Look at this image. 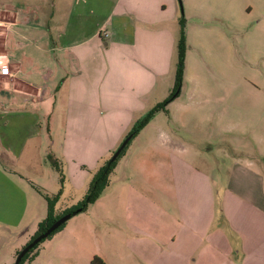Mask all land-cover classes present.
Returning a JSON list of instances; mask_svg holds the SVG:
<instances>
[{
	"label": "crops",
	"instance_id": "crops-1",
	"mask_svg": "<svg viewBox=\"0 0 264 264\" xmlns=\"http://www.w3.org/2000/svg\"><path fill=\"white\" fill-rule=\"evenodd\" d=\"M186 2L257 12L255 24H264V0ZM175 10V0H0V54L9 68L0 72V217L13 215L17 202L27 208L2 167L49 172L53 124L62 143L51 155L68 172L70 164L80 180L72 186L84 188L156 104L145 100L172 67L175 83ZM165 125L146 133L143 152L125 163L127 177L67 220L57 243L103 264H264V153L223 148L217 162Z\"/></svg>",
	"mask_w": 264,
	"mask_h": 264
},
{
	"label": "rangeland",
	"instance_id": "rangeland-1",
	"mask_svg": "<svg viewBox=\"0 0 264 264\" xmlns=\"http://www.w3.org/2000/svg\"><path fill=\"white\" fill-rule=\"evenodd\" d=\"M105 2L107 5L115 0ZM175 2L174 24L180 32L179 22L183 18L185 36L184 72L179 94L166 105V110L161 109L154 114V122L146 124L129 140L109 173L110 186L114 187L123 177H127L125 163L143 152L148 140L146 133H152L158 124H166L165 128L170 132L193 139L206 155L217 162L222 161L220 150L223 148L230 155L261 157L264 153V24H255L257 12L245 14L210 7L191 9L186 6V0ZM172 15L170 11L165 12L167 18L171 19ZM256 31L263 36L255 37ZM174 88L172 67L170 73L157 82L151 98L145 102L163 101L173 93ZM40 109L45 110L48 118L51 116L48 106ZM46 120L44 125L47 124ZM55 127L53 124L54 137L47 133L51 149L49 154L53 156L52 151L60 150L62 143L61 134ZM208 138L213 139L211 146L205 144ZM59 167L58 171L49 164V172L46 171L44 175L21 170L24 176L2 167L15 180L22 196L27 198L25 202L22 200L27 208L23 212L17 202L13 215L0 217V264H14L17 251L36 233L38 223L47 214L45 193L53 195L60 191L55 214L77 204L84 197L88 183L84 188L73 187L80 183L79 174H74L70 164L69 172L64 163ZM105 192L103 190L99 197H104ZM94 202L89 203L82 212L92 210ZM58 232L39 242L30 253L34 257L23 264H90L87 259L79 257L77 247L69 245L64 248L66 246L58 244Z\"/></svg>",
	"mask_w": 264,
	"mask_h": 264
},
{
	"label": "trees",
	"instance_id": "trees-1",
	"mask_svg": "<svg viewBox=\"0 0 264 264\" xmlns=\"http://www.w3.org/2000/svg\"><path fill=\"white\" fill-rule=\"evenodd\" d=\"M179 23L181 25V29H180L178 42H177V61H176V66H175V83H174V87H175L174 91L175 92L173 91V93L170 94L169 97H167L163 101H160V102L156 103L141 118L136 120L134 122L132 128L126 134L125 137H127L129 134H131V138L133 136H135L153 118L154 114L157 111H159L161 109L166 110V108H165L166 105L174 97H176L179 94V87H180V85L182 83V80H183L184 58H185V36H184V30H183V26H184L183 18L180 20ZM175 93H176V95L173 97V95ZM128 142L126 143V145L128 144ZM126 145L124 146V148L121 150V152L118 154V156L113 161H110V157H111V155L114 153V151L116 149L111 152L110 157L105 159L99 165V167L93 173V175H92V177H91V179H90V181L88 183V188H87V191H86L84 197L80 201H78L77 204L71 206L70 208L65 209L64 211L60 212L59 214H55V210H56L55 206H56V203H57V201L59 199L60 191L55 193V194H53V195H49V194L45 193L44 196H45V199L47 201V214L38 223V229H37L36 233L34 234V236L32 237V239L34 237H36L37 235H39L40 233L44 232L57 218H59L63 214H66L68 212H72V211L78 209L79 207L83 206L82 210L80 211V212H82V211H84L87 208L89 203L94 202L99 197L101 192L108 186V184H109V173L112 171V169H113L117 159L119 158V156L123 153ZM46 159L51 164V166H53L54 168H56V170L59 171V169H60L59 163L51 154H47ZM61 180H62V178H61ZM65 223L62 224L53 233L61 230L65 226ZM51 235H49V236H51ZM37 246H38V244L35 245L30 251H28L23 256V258L21 259L19 264H23L25 260L32 259L34 256H30V253ZM18 252L19 251H17L16 255L18 254ZM90 263L91 264H103V261L100 258H98L97 256H95V257L92 258Z\"/></svg>",
	"mask_w": 264,
	"mask_h": 264
},
{
	"label": "water",
	"instance_id": "water-1",
	"mask_svg": "<svg viewBox=\"0 0 264 264\" xmlns=\"http://www.w3.org/2000/svg\"><path fill=\"white\" fill-rule=\"evenodd\" d=\"M181 5V4H180ZM182 11V9H181ZM176 95V93L173 95V97ZM131 138V134H129L127 137L124 138V140L120 143V145L116 148L112 156L110 157V161H113L118 154L121 152V150L124 148L126 143ZM83 206L79 207L78 209L68 212L66 214H63L59 218H57L44 232L40 233L36 237H34L31 241H29L26 245L19 250L18 254L16 255L14 264H19L23 256L30 251L35 245H37L39 242H41L43 239L51 235L56 229H58L62 224H64L67 220H69L74 215L80 213Z\"/></svg>",
	"mask_w": 264,
	"mask_h": 264
},
{
	"label": "built area",
	"instance_id": "built-area-1",
	"mask_svg": "<svg viewBox=\"0 0 264 264\" xmlns=\"http://www.w3.org/2000/svg\"><path fill=\"white\" fill-rule=\"evenodd\" d=\"M7 61V55L6 54H0V72L2 74H7L8 73V66L6 65Z\"/></svg>",
	"mask_w": 264,
	"mask_h": 264
}]
</instances>
